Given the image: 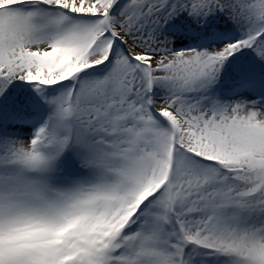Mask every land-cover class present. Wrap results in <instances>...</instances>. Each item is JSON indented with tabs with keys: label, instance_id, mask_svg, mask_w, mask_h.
Listing matches in <instances>:
<instances>
[{
	"label": "snow or ice",
	"instance_id": "1",
	"mask_svg": "<svg viewBox=\"0 0 264 264\" xmlns=\"http://www.w3.org/2000/svg\"><path fill=\"white\" fill-rule=\"evenodd\" d=\"M0 264H264V0H0Z\"/></svg>",
	"mask_w": 264,
	"mask_h": 264
}]
</instances>
